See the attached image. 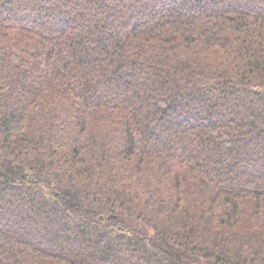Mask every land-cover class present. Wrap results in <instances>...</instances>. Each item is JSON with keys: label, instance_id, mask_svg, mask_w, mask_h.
Wrapping results in <instances>:
<instances>
[{"label": "trees", "instance_id": "obj_1", "mask_svg": "<svg viewBox=\"0 0 264 264\" xmlns=\"http://www.w3.org/2000/svg\"><path fill=\"white\" fill-rule=\"evenodd\" d=\"M0 264H264V0H0Z\"/></svg>", "mask_w": 264, "mask_h": 264}]
</instances>
